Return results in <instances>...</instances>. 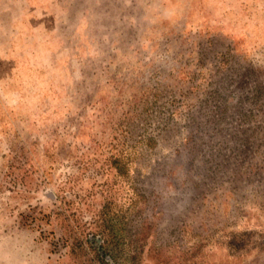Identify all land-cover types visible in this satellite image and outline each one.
I'll return each instance as SVG.
<instances>
[{
	"label": "rangeland",
	"instance_id": "obj_1",
	"mask_svg": "<svg viewBox=\"0 0 264 264\" xmlns=\"http://www.w3.org/2000/svg\"><path fill=\"white\" fill-rule=\"evenodd\" d=\"M0 264H264V0H0Z\"/></svg>",
	"mask_w": 264,
	"mask_h": 264
}]
</instances>
